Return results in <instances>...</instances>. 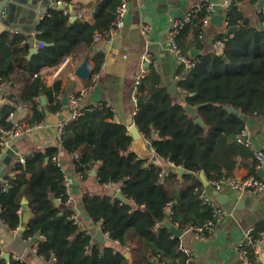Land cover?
<instances>
[{
  "label": "trees",
  "instance_id": "trees-1",
  "mask_svg": "<svg viewBox=\"0 0 264 264\" xmlns=\"http://www.w3.org/2000/svg\"><path fill=\"white\" fill-rule=\"evenodd\" d=\"M121 1L92 2V23L75 19L69 24V16L62 9L50 6L34 31L45 46L30 58L27 55L32 45L27 36L1 34L0 78L6 83L20 77L28 81L21 96L12 97L18 105L31 104L30 123L46 119V109L64 110L62 81L45 86L40 69L59 65L68 56L80 58L82 49L90 47L97 34L107 37ZM202 17V12L197 13L181 29L178 42L185 53L190 54L193 47L187 45L190 36L194 38L192 45L203 48L199 37ZM227 17L231 26H237L234 36L227 41L223 54L200 55L191 72L179 80L184 100L174 98L163 86L145 93L141 82L134 120L155 149L156 158L152 161L140 158L132 150L127 125L115 121L113 110L101 103L86 107L81 116L67 122L61 148L51 146L28 155L24 164H16L17 174L8 177L9 188L0 182V214L11 229L20 226L22 199H29L33 216L21 233L24 239L39 236L37 253L44 260L56 258V264H130L125 250L96 240L92 243V236L70 218L73 209L66 204L65 172L53 160L62 149L72 156L79 172L86 173L97 163L100 183H122V192L132 203L90 193L84 194L83 203L88 216L101 223L108 238L132 248L131 264H186L188 256L180 249L181 238L163 226L168 207H172L173 223L183 231L214 221L213 208L199 200L203 184L196 180V174L204 171L210 180L231 176L235 156L248 146L231 141L230 135H239L246 126L244 115L264 117V10L260 12L259 28L244 22L236 0L227 10ZM221 36L222 33L217 37ZM104 59L103 53L94 55L95 73L100 72ZM43 91L48 96L45 106L39 98ZM187 104L197 108L207 128L195 121L185 108ZM228 106L238 112L230 111ZM14 108V104L0 103V129L13 126L6 117ZM159 159L186 169V182L178 192L171 191L166 181L176 174H165ZM260 231L254 229V236L258 237ZM248 258L253 264L257 262L253 246L248 247ZM0 264L29 263L16 258L8 261L1 256Z\"/></svg>",
  "mask_w": 264,
  "mask_h": 264
},
{
  "label": "crops",
  "instance_id": "crops-1",
  "mask_svg": "<svg viewBox=\"0 0 264 264\" xmlns=\"http://www.w3.org/2000/svg\"><path fill=\"white\" fill-rule=\"evenodd\" d=\"M82 1L83 0H73V3L69 4L72 12L77 11ZM86 1H88V6L83 20L92 23L94 21V6L92 2L96 0ZM224 1L225 0H129L128 15L114 39L112 41L94 39L90 47L82 49L81 60L83 61L85 58H89L94 65V70L96 67L94 55L103 53L105 56L101 65L98 84L103 88V101L101 103H104V105L113 110V119L115 121L127 125L128 128L135 123L134 116L138 109L137 101L135 100V85L138 75L144 68H147V73L142 80L145 93H148V91L155 86H163L168 89L177 79V99L184 100L185 93L179 86V80L184 76L185 68L184 65L180 63L177 56L169 49L170 22L174 18L184 17L189 10L200 2L222 4ZM236 5L243 13L244 22L246 24H250L254 28L260 27V12L262 10L258 8V0H236ZM250 5H252V7ZM46 9V7L43 8L41 12L43 13ZM254 9H256V13L259 17L255 23H252ZM23 18L25 19L26 17ZM72 21L73 18L69 20L68 23L70 24ZM18 24L21 25L20 23H13V26ZM146 25L150 27L148 32H144V26ZM222 29V27L213 26L210 30L211 33L217 37L224 31ZM3 33H9L11 35L20 33L26 36L20 27L13 29L0 21V36ZM33 35L35 36L36 33L33 32ZM192 39L194 38L190 36L187 40L188 47L193 46L189 49L190 55L194 49L200 51V55L213 52L210 50L209 44L205 41H201L203 48L199 49L191 44ZM31 48L32 46H30V49ZM30 49L27 55L28 58L32 57L30 55ZM144 53H149L151 56V64L146 65ZM72 60H74L73 57ZM77 67L78 64L76 65L74 61L68 63L62 62L59 65L43 66L39 74L47 87L53 86L57 80H61L65 88L68 80L71 78L76 80L75 87L85 85L87 81L76 75ZM27 85L28 81L25 80V77H20L6 83L3 89L6 93L7 89L12 88L14 91L13 95L20 97ZM42 94L45 95L48 101V96L45 91H43ZM7 97L8 96L3 100V103L8 102L14 104L18 108L15 120L23 123H30L33 116L31 104L23 103V105H18L14 100H9ZM39 98H41V95ZM96 104L97 103L91 101L90 98L84 103L86 107ZM62 115L64 116L63 118H61ZM66 117L67 113L65 109L57 112L50 111L46 119L42 120L47 122L44 127L13 139L9 148L15 152V155L12 156L9 162L4 161L2 155L6 153L7 149H5L0 156V182L4 178L11 176L16 166L14 162H16L15 159L18 155L32 154L51 146H59L61 148L57 127ZM246 125L249 126L251 131L250 139L252 141V146L247 147L244 152L235 156L236 166L230 175L248 176L257 173L260 178L264 179V175L260 176V171H256L255 155L258 149L264 148V117L256 114L250 116ZM144 139L152 155L151 158H144L138 154L133 149V143L132 150H134L140 158L152 161L154 159L153 157L156 158V154L152 151L148 140H146L145 137ZM58 158L68 178L69 191L73 196V202L68 206L78 214L80 228L95 236L99 229V223L94 222L85 211L83 203L84 194L111 195L116 198V194L122 190V183H100L97 175V163L91 166L86 173L79 172L72 156L62 149L60 150ZM159 162L163 166L165 174L167 171L176 174L174 177L168 176L166 181L171 191L174 193L178 192L181 185L186 182L183 178L185 172L181 173L180 167H176L165 159H159ZM196 180L205 185L200 177V172L196 174ZM211 181L213 180H210V182ZM208 191L210 196L215 198L224 208L226 212L224 218L216 223L214 231L205 239H199L194 230L184 231V234L181 236V243L192 251L194 255L192 264H241L238 246L244 239L246 232L250 229L260 228V232L264 233V191L253 193L239 192L226 185L222 193L228 195V200L223 204L216 199L214 195L215 189L211 183L208 186ZM130 202L132 203L131 200ZM170 208L172 211V207ZM32 216L33 212L30 207L28 206V208H25L23 205L20 210L21 224L18 230L11 229L6 223L0 220V244L3 254L10 252L12 258L26 261L29 264H54L52 261H46L38 255L37 242L34 241L35 237L30 240H26L22 237L21 231L26 228ZM166 220L173 222L172 212L171 214L167 212L165 221ZM36 237L39 238V236ZM105 240L104 245H114L115 247L125 250V253L130 251V257H128V259L130 264L132 263V248L112 241L107 236H105ZM262 249H264V238L261 244V250ZM259 264H264V260L261 256Z\"/></svg>",
  "mask_w": 264,
  "mask_h": 264
},
{
  "label": "built area",
  "instance_id": "built-area-1",
  "mask_svg": "<svg viewBox=\"0 0 264 264\" xmlns=\"http://www.w3.org/2000/svg\"><path fill=\"white\" fill-rule=\"evenodd\" d=\"M235 0H225L223 5V10L219 11L216 8L215 3L213 2H200L196 4L191 10L188 11V13L182 17V18H174L170 22L169 26V49L177 56L180 63L184 65L185 68V74L183 77H186L187 74L191 72V70L196 66V64L199 61L198 57H193L188 53H185L182 47L180 46L178 42V37L180 35L181 29L189 22L192 21L193 17L196 16L197 13L202 12L203 17L201 19V32L199 34L200 39L202 41H205L207 44H209V47L211 48L213 52L217 54H223L225 51V48L227 46V41L234 36V32H229V28L231 27L228 17H227V10L232 6L233 2ZM53 4L51 6H56L60 8V5L63 6V8H60L63 10L64 14L69 16V19L72 18L76 19H84L85 18V11L88 6V1L83 0L80 4V7L77 9V11L72 12L70 9V5L66 2L59 1V0H53ZM47 9L41 14L39 17V21L45 17V15L48 13L50 6H45ZM44 7V8H45ZM264 10V9H263ZM262 10V11H263ZM129 12V0H122L120 5L117 7L115 11V19L113 22V27L110 32V34L107 37H102L100 35H96V40L104 39L106 41H112L115 37V35L118 33L119 29L121 28L123 21L127 17ZM217 12H221L225 15L223 26L222 28L224 31L222 32L221 37H216L211 33V28L213 26H216L213 23V15ZM150 30V27L148 25L144 26V32H148ZM45 46V43L41 41L39 44L36 45L38 49L43 48ZM73 56H68L63 62L68 63L71 61H74L75 64L79 65L81 63V57L75 58L72 60ZM0 59H1V52H0ZM144 61L146 65H149L152 63L151 56L149 53H144ZM147 73V68H144L140 74L137 77L136 85H135V100L137 101V94L139 91V86L145 77ZM37 75V74H36ZM100 76V72H93L92 77L87 81L85 85H81L78 89L77 87L74 88L71 96H70V104L67 109H65L67 113V117L61 121L59 124V131H58V137L61 144V139L63 135V130L65 128V125L67 122L71 119L78 118L81 116L86 106L84 105L85 101L89 98V95L92 93V91L95 89L96 85L98 84V79ZM6 82L3 81L0 78V98L3 100L7 99L14 100L12 96H14V91L12 88H9L6 90V93L4 92L3 87L5 86ZM101 103H97L95 106H99ZM18 113V108H14L9 114L7 115V120L12 121L14 124L11 127H2L0 129L1 132V148H0V156L4 152L5 149L9 148L11 145V141L15 138H18L22 136L25 133L34 131L36 129L44 127L47 122L46 121H40L36 123H23L20 121L15 120V117ZM250 128L249 126H245L243 130L240 132L239 135L236 136L235 140L238 143L245 144L248 147L252 146V141L250 139ZM150 144V141H148ZM150 147L153 152H155L154 147L150 144ZM30 155V154H28ZM28 155H18L16 164L22 163L24 164L27 160ZM59 155V154H58ZM58 155L53 156V160L56 161L60 166ZM256 155V171L264 170V148L258 149L255 152ZM62 167V166H61ZM17 174V170L14 169L11 173V176H15ZM5 184V189L9 188L11 186L10 179L8 177L4 178L2 180ZM64 183L67 188V200L66 204L70 205L73 202V196L69 191V182L68 178L65 175ZM215 190L221 191L224 189V186H229L231 189H234L239 192H263L264 191V179L260 178L257 173L251 174L248 176H226L217 180H213L210 182ZM200 200L204 204H208L213 208V214H214V221L209 222L205 226L201 227H190L188 230H194L197 237L199 239H205L210 233L214 231V228L216 226V223L221 221L225 216V210L224 208L215 200V198L211 197L208 191V186L203 185L200 188ZM70 218L80 225V219L78 217V214L73 211V213L70 215ZM0 220L4 222V219L1 217L0 214ZM5 223V222H4ZM99 228L102 229L101 223H99ZM18 230V228H16ZM254 229H250L246 232V235L244 239L240 242L238 246V252L241 260V264H253L249 261L248 258V247L253 246L255 249V253L257 255V262L255 264H259L260 256H261V244L264 238V233H261L258 237H255L253 234ZM86 231V230H85ZM89 235L92 236L91 242L93 243L95 241V237L86 231ZM104 232V231H103ZM104 236L109 237L108 232H104ZM175 236V235H174ZM26 239V240H30ZM117 243H120L118 240H116ZM180 249L187 254V262L186 264H192L194 255L192 251L183 245L181 243ZM87 250H89V247H87ZM126 253L129 254L130 257V251H127ZM1 256H4L3 251L0 254V260ZM17 259V258H16ZM54 264H56V258H53L51 260Z\"/></svg>",
  "mask_w": 264,
  "mask_h": 264
},
{
  "label": "water",
  "instance_id": "water-1",
  "mask_svg": "<svg viewBox=\"0 0 264 264\" xmlns=\"http://www.w3.org/2000/svg\"><path fill=\"white\" fill-rule=\"evenodd\" d=\"M53 0H0V21L3 22L6 26H9L13 29H16L20 27V29L26 34L27 38L29 39L30 44L32 45V48L30 49V55H33L34 53L38 52V48L36 47L37 44H39L41 41L39 39H36V37L33 35V32L36 30L38 23H39V17L41 14V10L45 6H51L53 4ZM60 8H63L62 5H60ZM216 8L219 11L223 10L222 4H217ZM258 8L260 10L264 9V0H258ZM23 17H26L25 19ZM180 17V16H179ZM225 15L221 12H217L213 15V23L218 26H223ZM76 18H73L75 20ZM13 23H20L21 25L13 26ZM259 25H262V22L259 21ZM237 30V26H231L229 28V32H235ZM201 54L198 50H192L191 56L196 57ZM94 71V65L90 61L89 58H85L76 68V75L77 77L88 81L93 74ZM76 86V80L75 79H69L63 94L61 98V104L62 106L67 109L70 104V96ZM177 88H178V80L176 79L169 87L168 90L170 94L174 98H178L177 96ZM90 100L96 103H101L103 101V88L100 84H97L95 89L90 94ZM0 102H3V99L0 98ZM40 102L42 105H47L48 101L45 95L41 93ZM186 110L194 117L195 121L202 125L204 128H207L206 123L204 122L202 116L199 115L197 108L187 104ZM230 111L237 113L238 109L232 106L227 107ZM50 111L46 109V114H49ZM64 116L62 115L61 118ZM243 119L245 121H248L249 116L244 115ZM129 133L132 136L133 140V149L143 156L144 158H151L152 155L145 143V139L143 137L142 132L140 131L139 127L136 125V123L132 124L128 128ZM236 138L235 134L230 135V140L234 141ZM15 155V152L11 148H7L6 153L2 155V158L4 161L9 162L12 156ZM155 158V157H153ZM185 168L180 167V172H185ZM264 175V171H260V176ZM200 177L202 181L205 183L206 186H209L210 180L208 179L207 175L204 171H200ZM214 195L216 196V199L220 203H225L228 200V195L223 194L221 191L215 190ZM116 198L120 199L122 202L126 204H130V199L120 190L116 194ZM59 203V201H56ZM22 204L25 208H28L29 200L26 196L22 199ZM167 212L171 214V208L169 207ZM163 226H165L167 229H169L170 232H172L175 237L181 238V236L184 234V231L181 230L175 223L171 222L170 220H166L163 222ZM95 239L100 243H105V236L104 232L101 228H99L95 234ZM38 237L34 238V241H38ZM126 257H129V254H125ZM4 257L10 261L12 258V254L10 252H7L4 254ZM261 257L264 260V249L261 250Z\"/></svg>",
  "mask_w": 264,
  "mask_h": 264
},
{
  "label": "rangeland",
  "instance_id": "rangeland-1",
  "mask_svg": "<svg viewBox=\"0 0 264 264\" xmlns=\"http://www.w3.org/2000/svg\"><path fill=\"white\" fill-rule=\"evenodd\" d=\"M251 7H252V5H250ZM255 17H254V16ZM253 15H252V17H253V22L252 23H255L256 21H257V19H258V14L256 13V9H254L253 10ZM222 30H224V29H222ZM80 86H77V89L79 88ZM58 131H59V126L57 127V134H58ZM21 155H24V154H21ZM26 155V154H25ZM17 158H18V156H17ZM17 158L15 159L16 161H17ZM15 164H16V162H14Z\"/></svg>",
  "mask_w": 264,
  "mask_h": 264
}]
</instances>
